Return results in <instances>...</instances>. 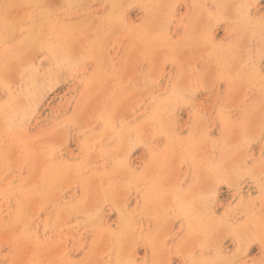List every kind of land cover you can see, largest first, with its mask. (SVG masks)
<instances>
[{
	"label": "rangeland",
	"instance_id": "1",
	"mask_svg": "<svg viewBox=\"0 0 264 264\" xmlns=\"http://www.w3.org/2000/svg\"><path fill=\"white\" fill-rule=\"evenodd\" d=\"M130 262L264 264V0H0V264Z\"/></svg>",
	"mask_w": 264,
	"mask_h": 264
},
{
	"label": "bare ground",
	"instance_id": "2",
	"mask_svg": "<svg viewBox=\"0 0 264 264\" xmlns=\"http://www.w3.org/2000/svg\"><path fill=\"white\" fill-rule=\"evenodd\" d=\"M253 58V57H252ZM65 70V69H64ZM59 79V78H58ZM254 88V87H253ZM184 97V96H183ZM40 98V97H39ZM30 107V106H29ZM220 111V110H219ZM226 112V111H225ZM230 113V112H229ZM195 115V114H194ZM216 121V120H215ZM216 156V155H215ZM215 214V213H214ZM121 217V216H120ZM122 223V222H121ZM192 257V256H191ZM134 262V261H133ZM121 264V263H120ZM131 264V262H130ZM134 264V263H133Z\"/></svg>",
	"mask_w": 264,
	"mask_h": 264
}]
</instances>
